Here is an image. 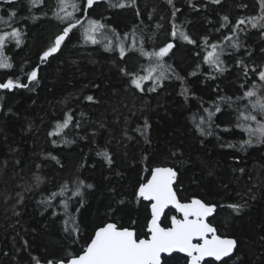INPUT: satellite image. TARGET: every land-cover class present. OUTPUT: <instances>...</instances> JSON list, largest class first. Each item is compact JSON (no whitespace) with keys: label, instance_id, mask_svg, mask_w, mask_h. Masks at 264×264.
<instances>
[{"label":"trees","instance_id":"obj_1","mask_svg":"<svg viewBox=\"0 0 264 264\" xmlns=\"http://www.w3.org/2000/svg\"><path fill=\"white\" fill-rule=\"evenodd\" d=\"M69 2L79 8L65 11L80 24L42 59L69 23L55 15H65L58 0H0V34L22 33L21 43L9 37L4 45L12 67L0 68V83L27 85L0 89V264L67 260L108 222L146 237L150 202L138 191L156 166L176 170L180 201L215 205L212 223L237 241L231 257L205 264H264V138L238 126L256 127L241 112L264 120L251 106L257 97L244 96L262 83L253 69L264 70V27L250 19L264 15L260 0ZM89 20L105 25L96 43L84 38ZM169 43L163 67L142 54ZM212 45L223 71L205 60ZM148 67L156 71L141 91L131 80ZM78 186L82 194L73 195ZM171 259L165 264H187L180 254Z\"/></svg>","mask_w":264,"mask_h":264},{"label":"snow or ice","instance_id":"obj_2","mask_svg":"<svg viewBox=\"0 0 264 264\" xmlns=\"http://www.w3.org/2000/svg\"><path fill=\"white\" fill-rule=\"evenodd\" d=\"M31 2L38 4L42 3V0H31ZM94 2L95 0H87L89 7ZM171 2L172 0H169V3ZM216 2H219V0H216ZM58 4L60 5L61 11H65L68 6H71L74 10H78L79 8L78 4L74 2L70 4L69 0H58ZM260 5L262 12H264V0H260ZM116 6L125 7L123 3ZM11 15L14 17L15 12ZM55 15L61 21L69 19L70 17L74 19L72 13H67L66 11L64 16H60L58 13ZM250 19L253 21L252 27H264V24L259 23V21H264V15ZM224 20L227 21L228 17H224ZM244 22V20H240L237 23L243 24ZM78 24H80L78 19L75 20V23H72L71 19H69L68 26L63 29L62 34L56 37L54 46L44 52L42 59L55 53L61 42ZM104 27L105 25L98 20H89L88 27L85 29L84 38L92 43H96L93 33L100 31ZM21 35V31L17 28H13L11 32L0 34V68L12 67L8 62V57L4 55V45L9 37L15 39L17 44L21 43ZM172 35L176 36L177 33L173 31ZM179 35L185 40L189 39L183 32L179 33ZM226 39L228 38L226 37ZM234 46L238 47L239 45L234 42ZM106 47L108 50H113L110 46ZM118 47L120 56L123 58L126 54V48L123 43ZM172 47L173 45L169 43L157 52L151 54L142 52V54L155 57L156 65L163 67L162 60ZM212 49L213 51L208 52L207 56H205V60L215 65L218 71H223V68L220 67L222 61L219 60V55L216 53V45H212ZM146 71L148 73L147 75L136 76L131 80V84L141 91H143V82L153 79L152 74L156 71V68L151 67ZM253 73L258 75L262 83L261 85L254 84L252 89L244 93V96L248 98L257 97L251 101L252 109L264 115V94L258 95L257 92L258 88H264V70L257 71L253 69ZM36 78L37 71L33 70L28 79L36 80ZM163 78V72L155 76L156 81H160ZM17 86L27 87V85L16 84L12 79H8L6 83H0V89H12ZM153 90L154 88L149 89V91ZM87 99L92 100L93 98L89 96ZM216 110L219 111L220 109L217 107ZM212 115V113H209V119ZM240 117H243L244 120L256 122V127L253 128L251 124L238 126H243L250 136L264 138V120H258L257 115L252 112H249L247 115L241 112ZM201 119L203 121V118ZM70 120L71 117L69 116L62 124L58 123L56 133H50V135L62 132L64 128L68 127ZM144 127L147 128L146 122ZM197 128L201 132L204 131L199 125H197ZM243 143L251 144L252 140L249 139ZM229 147H233V145H229ZM105 155L107 156L106 153ZM109 163H111L110 158ZM175 178L176 172L172 168L157 167L152 170L151 179L139 187L138 195L146 200L152 201L151 220L148 222V232L145 234L148 238H140L134 229L122 227L116 223H107L95 231L94 236L90 239V243L87 244L81 253L69 255L67 264H162L163 253L171 254L177 250L187 254L188 264H201L205 257H215L216 260H220L222 257L228 256L233 250L235 241L222 239L217 236L215 229L205 222L206 217L213 212L215 205H207L199 199H193L189 203H181L173 190V181ZM80 184L88 188L92 187L91 185H83L82 181ZM81 194L80 187L78 186L77 191L73 195ZM55 195L54 193L53 196ZM169 205H173L176 210L182 213V219H177L176 216H172L170 220L171 226L162 227L160 218ZM67 207L68 205L65 204V208ZM231 207L239 211L240 206L231 205ZM65 223L67 224L68 222L65 221ZM73 231H78V229L73 228ZM209 233L212 234L211 239L208 237ZM194 238H199L203 243H193ZM49 264H52V262L49 261ZM58 264H65V261L61 260Z\"/></svg>","mask_w":264,"mask_h":264},{"label":"water","instance_id":"obj_3","mask_svg":"<svg viewBox=\"0 0 264 264\" xmlns=\"http://www.w3.org/2000/svg\"><path fill=\"white\" fill-rule=\"evenodd\" d=\"M157 167L172 168V167H168V166H156V167H154L153 169H155V168H157ZM172 169L176 172V170H175L174 168H172ZM151 174H152V172H151ZM176 175H177V172H176ZM150 179H151V175H150V177H149L148 180H150ZM148 180H147V181H148ZM147 181H146L145 183H147ZM175 185H176V178H175V180L173 181V190H174L175 193H176ZM176 196H177V193H176ZM142 198H143V197H142ZM177 199L180 201V199L178 198V196H177ZM196 199H198V198H196ZM145 200H146V199H145ZM199 200H200V199H199ZM147 201L150 202V203L152 204V201H149V200H147ZM191 201H192V200H191ZM191 201H186V202H182V201H180V202H181V203H189V202H191ZM201 201H202V200H201ZM202 202H203V201H202ZM203 203H205V202H203ZM205 204H206V203H205ZM207 205H208V204H207ZM150 208H151V205H150ZM169 209H173V210L177 211V213L182 217V213H180L178 210H176V208H175L173 205H169L168 208L165 209L164 214H162V216H161V218H160V223H161V226H162V227H165V226L162 225V221H163V219H164V216H165L166 212H167ZM215 214H216V207L214 208L213 212H212L208 217H206L205 222L208 223L209 225H211V226L215 229V234H216L217 236L221 237L222 239H231V240H234V241H235V245H234V247H233L232 252H231L228 256L222 257L220 260H217V261H223L224 259L231 257V256L235 253V251H236V249H237V241H236L235 238H233V237L222 236V235H220V234L218 233V229L216 228V226L213 225V224L210 222V220L212 219V217H213ZM177 219H178V218H177ZM181 219H182V218H181ZM150 220H151V218H150ZM108 223H114V222H108ZM106 224H107V223H106ZM170 226H171V225H170ZM101 227H102V226H101ZM130 229H134V228H130ZM134 230L136 231V229H134ZM136 232H137V231H136ZM208 237H209V239H211L212 234L209 233V234H208ZM193 243H203V241L200 240L199 238H194V239H193ZM174 253H180V254H183V255L187 256L186 253H181V252H179L178 250H177V251H174V252L171 253V254L163 253V254H162V263H163V257H164V256H171V255H173ZM209 258H214V259L216 260L215 257H205L203 261H205L206 259H209ZM64 261H65V264H67V260H64ZM203 261L201 262V264L203 263ZM56 264H58V263H56Z\"/></svg>","mask_w":264,"mask_h":264},{"label":"flooded vegetation","instance_id":"obj_4","mask_svg":"<svg viewBox=\"0 0 264 264\" xmlns=\"http://www.w3.org/2000/svg\"><path fill=\"white\" fill-rule=\"evenodd\" d=\"M150 205H151V203H150ZM151 209V208H150ZM170 210V209H169ZM168 210V211H169ZM173 210V209H172ZM176 213H177V211H176ZM165 217V216H164ZM178 219H181L182 217L177 213V216H176ZM212 220V219H211ZM210 220V222L212 223V221ZM163 222V221H162ZM213 224V223H212ZM162 225H163V223H162ZM170 225H171V223L169 224V225H167V226H165V225H163V226H165V227H170ZM214 225V224H213ZM219 233V232H218ZM95 234V233H94ZM150 235V234H149ZM94 236V235H93ZM142 238H148V236H146V237H142ZM90 243V242H89ZM176 254H180V253H174L173 255H171V256H164L163 257V263L162 264H165V259H170V260H172L171 258L174 256V255H176ZM180 255H182L183 257H185L186 258V261H187V264H188V258H187V256H185V255H183V254H180ZM208 260H215L214 258H209V259H206L205 261H203V263L202 264H205V262L206 261H208ZM215 261H217V260H215ZM219 262V261H218Z\"/></svg>","mask_w":264,"mask_h":264},{"label":"rangeland","instance_id":"obj_5","mask_svg":"<svg viewBox=\"0 0 264 264\" xmlns=\"http://www.w3.org/2000/svg\"><path fill=\"white\" fill-rule=\"evenodd\" d=\"M149 68H151V67H148L147 69H149ZM146 69V70H147ZM148 73H147V71L145 72V74L144 75H147ZM146 81H149V80H146ZM146 81H144V82H146Z\"/></svg>","mask_w":264,"mask_h":264},{"label":"bare ground","instance_id":"obj_6","mask_svg":"<svg viewBox=\"0 0 264 264\" xmlns=\"http://www.w3.org/2000/svg\"><path fill=\"white\" fill-rule=\"evenodd\" d=\"M153 170V169H152Z\"/></svg>","mask_w":264,"mask_h":264}]
</instances>
